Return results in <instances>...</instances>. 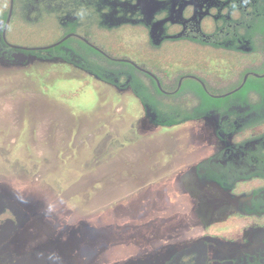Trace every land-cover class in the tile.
Listing matches in <instances>:
<instances>
[{"label":"flooded vegetation","instance_id":"af4514ba","mask_svg":"<svg viewBox=\"0 0 264 264\" xmlns=\"http://www.w3.org/2000/svg\"><path fill=\"white\" fill-rule=\"evenodd\" d=\"M53 62L194 131L175 172L193 217L121 264H264V0H0V67ZM41 210L0 181V264H99Z\"/></svg>","mask_w":264,"mask_h":264},{"label":"rangeland","instance_id":"374dc122","mask_svg":"<svg viewBox=\"0 0 264 264\" xmlns=\"http://www.w3.org/2000/svg\"><path fill=\"white\" fill-rule=\"evenodd\" d=\"M86 78L61 62L0 67V181L35 196L76 258L154 255L194 215L175 174L194 131L152 126L129 91Z\"/></svg>","mask_w":264,"mask_h":264},{"label":"clouds","instance_id":"9594fccd","mask_svg":"<svg viewBox=\"0 0 264 264\" xmlns=\"http://www.w3.org/2000/svg\"><path fill=\"white\" fill-rule=\"evenodd\" d=\"M77 17L80 18V19H83L84 18V11L83 9H81L80 11H78L76 13Z\"/></svg>","mask_w":264,"mask_h":264},{"label":"trees","instance_id":"16d2710c","mask_svg":"<svg viewBox=\"0 0 264 264\" xmlns=\"http://www.w3.org/2000/svg\"><path fill=\"white\" fill-rule=\"evenodd\" d=\"M87 84H88V82H87Z\"/></svg>","mask_w":264,"mask_h":264}]
</instances>
